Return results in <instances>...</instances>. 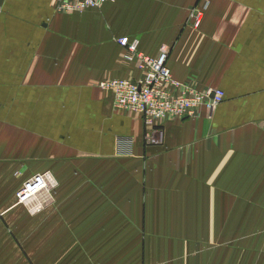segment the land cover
Wrapping results in <instances>:
<instances>
[{
	"label": "crops",
	"instance_id": "crops-1",
	"mask_svg": "<svg viewBox=\"0 0 264 264\" xmlns=\"http://www.w3.org/2000/svg\"><path fill=\"white\" fill-rule=\"evenodd\" d=\"M123 37L147 56L165 45L174 79L219 88L222 101L150 127L116 110L98 83L140 75ZM45 171L59 181L54 201L29 214L14 193ZM255 236L264 0H111L73 13L0 0V264H264L237 260V239Z\"/></svg>",
	"mask_w": 264,
	"mask_h": 264
},
{
	"label": "built area",
	"instance_id": "built-area-1",
	"mask_svg": "<svg viewBox=\"0 0 264 264\" xmlns=\"http://www.w3.org/2000/svg\"><path fill=\"white\" fill-rule=\"evenodd\" d=\"M111 0H55V8L61 13L81 12L99 7ZM209 0H202L207 4ZM200 10H194L193 24L198 26ZM119 44L126 48L128 61H136L140 75L136 78H113L98 83V86L110 91L114 97V108L121 112L140 115L148 127L165 119L197 117L200 108L212 109L223 99L219 88L199 89L189 82H180L172 77L167 66L168 48L161 45L155 56H147L137 50V41L123 37ZM149 139V133L146 134ZM56 182L51 174L40 173L29 179L18 190L17 203L30 205L32 214L43 209L44 201L51 197Z\"/></svg>",
	"mask_w": 264,
	"mask_h": 264
},
{
	"label": "rangeland",
	"instance_id": "rangeland-1",
	"mask_svg": "<svg viewBox=\"0 0 264 264\" xmlns=\"http://www.w3.org/2000/svg\"><path fill=\"white\" fill-rule=\"evenodd\" d=\"M47 172H49L51 174L53 180L56 182V188L54 189V191L51 192V197L48 198L47 200L45 199V201L43 203L44 207L42 210L49 207L53 203L54 198H55V193H56L55 190L57 189L58 182H59L58 179L56 178V176L52 172L45 171L42 173H47ZM37 174H40V173H35V174L29 176L22 183L20 188H18V190L21 189V187L25 184L26 181H28L29 179H32ZM18 190L14 193L16 203H17L16 194H17ZM17 204H19V203H17ZM20 205H22V204H20ZM22 207L25 209L26 212H28L29 214H32V208L33 207L31 206V204L28 206L22 205ZM42 210H40V211H42ZM254 224H256L255 221H254ZM239 225H240V222H239ZM257 225H258V223H257ZM259 225H261V224H259ZM258 229H261V227ZM237 243H238V249H237V260L238 261H262V260H264V237L255 236L253 239L238 238ZM251 250H253V252Z\"/></svg>",
	"mask_w": 264,
	"mask_h": 264
}]
</instances>
